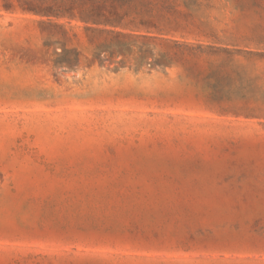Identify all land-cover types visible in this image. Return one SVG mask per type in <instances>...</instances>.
<instances>
[{
	"label": "rangeland",
	"instance_id": "obj_1",
	"mask_svg": "<svg viewBox=\"0 0 264 264\" xmlns=\"http://www.w3.org/2000/svg\"><path fill=\"white\" fill-rule=\"evenodd\" d=\"M54 2L0 0V264H264V123L181 62L94 59L105 35ZM212 3L264 51V0Z\"/></svg>",
	"mask_w": 264,
	"mask_h": 264
},
{
	"label": "trees",
	"instance_id": "obj_2",
	"mask_svg": "<svg viewBox=\"0 0 264 264\" xmlns=\"http://www.w3.org/2000/svg\"><path fill=\"white\" fill-rule=\"evenodd\" d=\"M53 6L44 14L79 20L86 31L105 35L92 49L94 59L101 61L102 52L112 58L135 51L140 62L147 56L149 64L181 62L200 77L216 112L264 123V67L254 64L264 61V51L238 48L236 33L219 35L206 14L212 0H55ZM162 43L172 50H158ZM71 49L78 56V48Z\"/></svg>",
	"mask_w": 264,
	"mask_h": 264
}]
</instances>
